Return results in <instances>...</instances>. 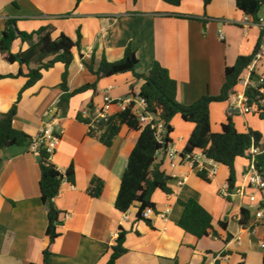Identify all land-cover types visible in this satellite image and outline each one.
Here are the masks:
<instances>
[{
    "label": "crops",
    "instance_id": "crops-1",
    "mask_svg": "<svg viewBox=\"0 0 264 264\" xmlns=\"http://www.w3.org/2000/svg\"><path fill=\"white\" fill-rule=\"evenodd\" d=\"M247 17L235 0H212L207 5L203 0H182L179 5L163 0H0V37L7 18H15L18 29L28 33L46 26L54 28V38L65 33L77 40L80 33V45L74 48L68 68V85L73 91L96 84V89L72 96L63 113L58 103L64 92V63L44 70L41 79L26 89L27 77L0 78V115L10 110L22 91L14 127L34 138L45 122H53L60 141L51 159L62 171L71 165L75 169V183L65 181L55 199L62 225L52 245L53 264H107L121 227L126 230L128 251L116 264H264L260 239L264 210L261 218L256 216L264 190L246 184L248 158L235 161L236 192L228 200L220 191L228 183L226 165L218 163L217 174L205 180L182 158L171 167L160 151L157 161L171 178L172 193L157 189L152 195L156 213L138 219V202L127 212L118 210L115 202L139 132L123 126L107 146L78 119L86 109L102 108L106 95L124 98L140 92L144 79L132 72L100 78L84 64L93 58L98 68L103 58L120 60L129 45L137 52V73H147L155 62L169 69L178 84L180 103L189 105L204 94H219L226 67L234 65L240 55L252 54L261 35L254 19ZM29 46L17 39L13 51ZM257 69L262 71V61ZM18 70L19 64L9 62L0 48V74ZM240 90L238 83L231 95ZM230 97L211 103L212 131L221 132L230 115L240 132L252 128L262 133L264 152V120L256 112H242ZM171 124L172 145L182 153L194 123L178 114ZM0 155V264H44L48 215L41 200L39 154L31 152L27 143L3 149ZM94 176L105 182L99 198L87 192ZM183 178L187 180L181 185ZM190 198L213 215L214 229L207 236L198 238L178 225L184 210L180 201ZM166 207L171 208L167 220L158 215ZM242 207L251 210L248 226L239 220Z\"/></svg>",
    "mask_w": 264,
    "mask_h": 264
},
{
    "label": "trees",
    "instance_id": "trees-1",
    "mask_svg": "<svg viewBox=\"0 0 264 264\" xmlns=\"http://www.w3.org/2000/svg\"><path fill=\"white\" fill-rule=\"evenodd\" d=\"M81 1V0H77ZM172 5H179L182 0H163ZM207 5L212 0H203ZM236 5L246 15L252 16L255 21L260 17V11L264 8V0H235ZM52 26L28 33L18 29L15 18H7L5 28L1 31L0 48L4 57L9 62H17L19 70L16 74H0L4 77H27L23 89L34 85L41 79L44 70L52 68L56 63L62 62L67 69L63 73L61 88L63 94L58 103L59 109L64 113L72 96L87 89H96L95 83H89L81 88L71 91L68 85V68L74 60V48L80 45L81 35L74 40L65 33L54 38ZM29 42L30 46L24 51H13L14 42ZM263 42V33L258 39L256 47L250 55H240L235 64L227 66L225 70V81L221 91L217 95L204 94L192 104L185 105L178 101V84L171 76L167 67L160 62H155L147 73H137L138 56L136 50L129 45L122 59L109 61L103 58L98 68L94 67V60L84 61L88 69L98 77H109L112 75L132 72L138 79H144L140 95L148 102V110L156 113L165 123L166 133L163 142L156 136V131L150 125L143 126L139 119L131 111V107L115 110L106 122L100 124L101 133L99 139L107 146L112 145L115 137L120 133L123 126H127L133 132H139L138 139L129 156L127 167L122 175L121 184L115 206L121 212H127L134 203H139L138 219L143 218V211L147 207L155 209L152 195L157 189L170 194L172 189L169 186L170 176L161 168V162L157 161V155L172 144L171 133L173 126L172 119L181 115L185 121L194 123V129L183 149L182 155L193 153L196 150L202 152L210 159L226 165L229 168L228 185L230 192L236 190L237 174L235 161L239 157L250 158V149L254 146L261 148L262 133L249 128L247 132H240L233 120L228 115L227 121L222 125L221 132H213L210 118V105L214 101L228 100L234 88L238 85L240 76L247 69L248 65L255 58ZM249 104L256 106V113L264 120V94L258 92L254 87L247 90ZM18 99L6 113L0 115V152L11 146H22L31 143L32 138L26 132L14 127V119L18 112ZM78 119L88 123L89 118H84L82 112ZM91 134H96L90 131ZM39 165L41 171L40 191L41 200L48 215V226L46 231V244L42 254L44 264H53L50 261L52 245L60 236L59 228L62 225L60 220L61 210L57 207L55 199L59 195L65 181L75 183V169L71 165L66 171H62L51 159L50 153L42 147L39 150ZM2 157L0 155V165ZM256 165L261 172H264V152L257 155ZM198 174L205 180H209L208 173L199 170ZM105 182L102 178L94 176L87 187V192L95 198H99L104 190ZM228 200L231 197H226ZM184 210L179 219L178 225L185 231L198 238L207 236L214 229L213 215L198 200L190 198L187 201L181 200ZM264 208V203L260 204ZM240 223L248 226L251 220V210L247 207L241 208ZM225 227V223H221ZM264 225V221H263ZM264 246V232L260 236ZM126 230L121 227L115 243L111 246L112 253L107 264H116L118 258L124 255L128 249L125 246ZM237 264H244V261Z\"/></svg>",
    "mask_w": 264,
    "mask_h": 264
},
{
    "label": "built area",
    "instance_id": "built-area-1",
    "mask_svg": "<svg viewBox=\"0 0 264 264\" xmlns=\"http://www.w3.org/2000/svg\"><path fill=\"white\" fill-rule=\"evenodd\" d=\"M249 17L252 16H248L246 19H249ZM255 23L260 27L261 32L263 33V42L255 58L245 70L246 72H244L239 78L238 82L242 86V90L236 91L230 97V100H232V102L236 104L244 113L256 112V106L249 104L250 98L247 94V90L250 87H254L259 93L264 94V17H259ZM259 61L263 62L262 71H258L257 69V63ZM115 107L122 110L126 109L127 107H131V111L137 116L140 124L143 126L150 125L151 128L156 131L158 140L163 142V137L166 133L165 123L156 113L148 110V102L140 95V92H133L124 98H113L110 95H106L104 97V105L102 108L96 110L95 112H92L91 109L82 111L83 117L90 119L87 123L89 125L90 131L92 130L97 134H100V124L102 122H106L109 119V117L115 111ZM59 141L60 136L56 133L53 122L47 121L40 132L34 138H32V141L29 145V150L31 152L39 153V150L44 147L50 153L52 158ZM161 151L165 152L167 158L170 161L171 167H175L176 160L182 158L189 162L193 168L206 171L209 177L216 175L218 172V162L208 158L202 151H194L193 153H187L183 156L182 153H179L172 144H170L165 150ZM250 153L251 157L249 158V164L245 171V182L249 186H255L264 190V172H261L256 165L257 155L262 153V149L259 146L253 145L250 149ZM186 180L187 178H183L179 181V184H184ZM242 190L243 189L241 188L237 190V192H242ZM220 191L225 197H231L232 194L236 192H230L228 183L223 186ZM262 202L264 203V199ZM263 210L264 208L260 207V209L256 212L257 218H261L263 216ZM170 211L171 208L166 207L162 212H159L158 215L167 220ZM155 213L156 211L153 207H147L143 211V218L148 219Z\"/></svg>",
    "mask_w": 264,
    "mask_h": 264
}]
</instances>
